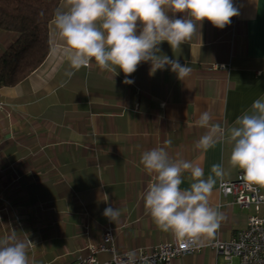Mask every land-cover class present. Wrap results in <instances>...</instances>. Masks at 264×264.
Wrapping results in <instances>:
<instances>
[{
  "label": "crops",
  "instance_id": "crops-1",
  "mask_svg": "<svg viewBox=\"0 0 264 264\" xmlns=\"http://www.w3.org/2000/svg\"><path fill=\"white\" fill-rule=\"evenodd\" d=\"M234 4L239 15L223 29L205 20L200 34L181 48L172 49L166 41L159 46L162 54L192 69L187 78L181 81L168 66L150 74V63L142 62L128 77L131 85L118 68L115 73L101 70L94 61L88 68L71 69L54 16L45 61L17 85L0 88V241L13 232L30 241L29 264H73L101 242L105 227L114 229L115 252L133 257L172 241L174 234L155 224L141 197L155 182L141 155L158 146L173 159L198 163L205 179L214 175L213 164L224 168L222 178L214 177L210 196L220 225L199 241L225 242L245 227L249 211L218 191L220 181L243 175L230 164L232 143L220 142L207 151L196 147L205 131L195 124L202 111L210 110L213 123L230 128L264 97V0ZM68 7V0H61L57 10ZM16 38L0 30V57ZM69 71L74 75H66ZM192 182L190 172H184L181 188ZM108 206L120 209L117 221L103 215ZM96 257L105 261L111 254ZM171 264L224 260L204 248Z\"/></svg>",
  "mask_w": 264,
  "mask_h": 264
},
{
  "label": "clouds",
  "instance_id": "clouds-1",
  "mask_svg": "<svg viewBox=\"0 0 264 264\" xmlns=\"http://www.w3.org/2000/svg\"><path fill=\"white\" fill-rule=\"evenodd\" d=\"M68 5L66 11L57 10L55 23L70 68H88L93 61L101 70L115 73L118 68L128 85L134 83L128 77L142 62L150 63V74L168 66L184 80L192 69L162 54L161 43L181 48L193 34H200L203 21L223 29L239 15L234 0H68ZM66 75L71 77L74 72ZM213 119L212 112L204 110L195 121L205 129L196 147L207 151L220 142L232 143L231 166L243 170L242 179L250 189L264 186V97L256 99L230 128L213 123ZM141 163L148 174H155V182L148 184L141 197L160 229L171 231L185 242L184 247L215 234L221 215L210 205V196L215 178L225 175L222 164H213L214 175L205 179L198 163L173 159L166 148L159 146L143 152ZM186 171L194 182L182 189ZM102 197L108 203V194ZM103 215L114 222L121 211L108 206ZM29 243L19 240L15 232L0 241V264H29ZM128 255L131 262L134 254Z\"/></svg>",
  "mask_w": 264,
  "mask_h": 264
},
{
  "label": "built area",
  "instance_id": "built-area-1",
  "mask_svg": "<svg viewBox=\"0 0 264 264\" xmlns=\"http://www.w3.org/2000/svg\"><path fill=\"white\" fill-rule=\"evenodd\" d=\"M224 68V65H219ZM3 102L0 101V111ZM239 173L233 180H222L218 191L224 198H231L232 202L241 209L249 211L246 216V225L236 232L228 241L189 244L184 247V241L174 235V239L151 247L148 252L139 250L136 257L130 262L129 253H116L114 248V229L103 228L101 242L97 246H89V254L79 258L73 264H171L179 257L197 254L204 248L213 250L217 256L224 260V264H232L234 259L239 264H264V196L260 185L247 187L246 182ZM98 253H110L108 260L100 261Z\"/></svg>",
  "mask_w": 264,
  "mask_h": 264
},
{
  "label": "trees",
  "instance_id": "trees-1",
  "mask_svg": "<svg viewBox=\"0 0 264 264\" xmlns=\"http://www.w3.org/2000/svg\"><path fill=\"white\" fill-rule=\"evenodd\" d=\"M61 0H0V30L17 34L0 57V88L13 87L46 59L48 26Z\"/></svg>",
  "mask_w": 264,
  "mask_h": 264
}]
</instances>
